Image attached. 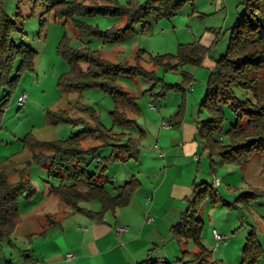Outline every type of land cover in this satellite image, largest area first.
Masks as SVG:
<instances>
[{
    "label": "rangeland",
    "instance_id": "obj_1",
    "mask_svg": "<svg viewBox=\"0 0 264 264\" xmlns=\"http://www.w3.org/2000/svg\"><path fill=\"white\" fill-rule=\"evenodd\" d=\"M33 1L0 0V11L7 13L20 28L13 33L14 41L17 44L24 42L38 52L34 69L24 71L12 89L0 128V146H3L0 150V161L6 157L9 159L5 162L15 159L16 163L12 164V170L15 168L19 170L23 167V162L19 161L30 158V153L26 149L16 152L21 145L23 146V139L29 132H32L38 139L52 140L67 138L82 130L80 123L49 124L46 119L47 109H66L72 114L90 119L88 112L73 107L72 104L78 102L92 107L106 127L113 128L114 131L121 129L120 126L114 125L111 115V111L117 103L102 89L88 88L83 91H68L60 87L59 77L71 69L70 63L58 52V46L63 38H66L73 47H90L113 62L133 64L136 62V52L139 49L146 51L142 64L148 69H154L156 78L150 79L138 75L121 76L119 80L126 90L137 96L136 100L140 108L136 111L128 109L130 116L137 119V123L130 130L126 128L125 131L130 132L133 137H142L140 145L146 149V144H153L157 139L154 130H158V123L163 120L161 114L169 115L170 109H173L169 104H182L184 100L188 101V96H191L190 108L194 110L192 112L196 114L200 111L211 72L209 66L191 64L178 70L166 71L161 67H153L150 56L176 53L178 41L187 43L191 39L189 43L196 42L200 39L201 32L208 29L212 32L219 31L217 33L219 41L217 45L212 46L211 51L213 57L219 58L226 53L230 43V25L247 6V0H188L177 10L176 14L160 18L153 13L143 21H136L133 24L134 30L125 37L106 41L98 35L82 34L70 21L56 20L49 13L43 14V7L41 5L33 7ZM109 1L118 6H125L128 2V0ZM109 1L86 0L85 2L107 4ZM220 1H223L222 8H220ZM147 2L148 0H137L138 4ZM20 9L23 14L21 12V15H18ZM229 9L233 13L234 20L226 26L222 22L225 20L226 14L229 13ZM81 20L98 26L102 31L113 29L125 22L121 16L98 13L81 17ZM193 28L194 33L197 34L196 38ZM81 65L84 69L88 66L86 63ZM183 69L192 75L190 83H185ZM165 83H185L186 90L169 88L165 96H168L170 103L167 102L168 104L165 105V96H159ZM190 86L194 87V90L190 89ZM233 88L235 94L240 98L253 96L251 91L243 89L239 85H234ZM8 91V86L0 85V100ZM257 91L260 96L264 97V72L260 76ZM23 93L28 96L24 105L18 102L19 95ZM149 103L155 104L158 109H151ZM224 112L223 125L227 130L235 122L236 117L228 103L224 105ZM201 115L202 119L209 118L210 113L206 107L201 108ZM164 117L166 116L164 115ZM165 120L169 121L172 127L176 126L170 117L169 120ZM151 125L153 126L152 133L149 132ZM140 129L145 130L147 135L145 136ZM82 141L85 146H93L99 142L97 138L89 135L84 136ZM197 141H200L198 136ZM146 150L155 152L150 148ZM111 152L110 146L102 147L99 151L101 156H108ZM156 152L162 155L159 149ZM201 153L203 154V165H200L198 170L199 163L194 162L193 164L197 176L195 183L208 184L214 176L220 179L217 186L209 185L210 189L217 194V200L213 202L207 198L201 205L199 216L204 223L201 241L212 251L213 259L222 262V264H240L250 232L254 231L257 238L261 242L264 241V193L258 197L243 199L244 196L249 195L248 192L256 191V188L264 190V151L255 154L245 167L223 163L218 155H215L213 157L215 161H212L209 153L203 150V145H201ZM115 156H119V158L109 160L107 172L101 177V181L105 182L111 191L115 190L114 186L122 185L126 180H129L130 177L126 175L127 173L133 174L130 172L132 165L135 168L134 159H130L131 161L127 163L129 160L124 159L127 158V155L116 152ZM92 160L90 157V172L95 170L97 159ZM28 172L38 187V193L32 198L27 195L19 198V222L15 231L0 244V264H50V258L55 253L63 249L65 251L72 249L79 242L80 234L77 231L83 232L79 226L86 224L83 222L86 220V214L77 211L71 213L72 209L55 194L48 195V202L42 200L43 204L33 207V202L44 193L46 181L56 182V180L37 165L28 168ZM134 176H137L135 172ZM183 177L187 178L186 174L183 173ZM10 178L16 180L17 173L12 172ZM174 180L182 181V175L170 174L166 183ZM204 186L200 185L199 189ZM173 202L172 200L168 201L156 212L149 210L150 214L148 215L160 220L163 237L156 240V244L151 241L149 246L145 245L143 239L138 242L135 250L139 262L148 256L153 258L159 256L165 259L159 260L160 264H182L179 258L183 257V250L197 249L193 240L180 243L173 235L171 228L180 221L183 212L187 210L188 200H185L183 204L174 202L175 205H173ZM80 206L95 211L102 209V204L98 200L83 201ZM148 207L150 208V205ZM47 212L53 217L56 215L54 218L59 222L50 225L46 218ZM124 216H128V214L123 207L107 210L104 213V217H107L105 223L113 227L116 220L123 221ZM214 230L225 238L219 240L215 236ZM119 244H121V240H119ZM119 246L123 249H116L114 255H117V260L112 258L113 264H139V262H135L123 244ZM73 252L78 254L77 251ZM258 264H264V255L261 256Z\"/></svg>",
    "mask_w": 264,
    "mask_h": 264
},
{
    "label": "trees",
    "instance_id": "obj_2",
    "mask_svg": "<svg viewBox=\"0 0 264 264\" xmlns=\"http://www.w3.org/2000/svg\"><path fill=\"white\" fill-rule=\"evenodd\" d=\"M86 0H34L33 7L41 5L43 14L49 13L55 19H61L74 24L82 34L98 35L104 40L121 39L130 34L136 21H143L151 14L172 16L188 0H148L146 4H138L137 0H128L125 6H118L109 1L107 4H89ZM243 13L239 14L230 27V43L226 53L215 59L211 68L208 88L201 107H206L209 118L198 123V136L203 149L209 153L212 161L215 155L223 163L236 164L245 167L252 157L264 151V97L257 91L260 76L264 72V0H247ZM121 16L125 22L113 29L102 31L98 26L85 23L81 17L93 14ZM21 15V10L18 11ZM17 22L4 11H0V85L8 86L9 91L0 100V128L2 127L9 95L16 86L20 76L26 70H33L38 54L28 44H17L13 33L19 30ZM218 37V36H217ZM196 41L181 43L176 53H164L150 56L153 67L167 70H178L187 64L201 66L207 55H211L212 46ZM58 52L66 59L71 69L59 77V85L65 90L83 91L88 88L102 89L117 103L111 111L115 126L132 127L136 119L131 117L126 108L138 110L137 96L126 90L119 82L121 76L142 75L150 79L156 78L155 70L148 69L142 61L145 60L143 49L135 55V63L113 62L90 47L76 48L63 38L58 46ZM86 63L87 68H82ZM185 83L191 82L192 75L183 69ZM185 83H165L159 96H165L169 88L185 91ZM234 85L252 92L249 98H240L235 94ZM156 94V93H155ZM229 104L235 114V122L224 129V105ZM74 108L88 112L90 119L72 114L66 109H47V122L52 125L60 122L80 123L82 130L67 138L41 140L29 132L23 139V148L30 153V158L23 162V167L12 170L13 161L0 163V244L16 229L19 214V198L27 195L36 196L37 187L31 179L28 168L33 165L42 167L56 182L47 180V193L33 202V207L40 204L45 196L55 194L73 212H81L92 219L102 221L107 210H115L129 204L139 180L132 176L122 185L109 190L101 177L106 174L109 160L119 158L116 152L127 155V158L137 159L140 153L142 137H133L123 129L114 131L106 127L99 114L90 106L75 102ZM186 101L182 102L179 111L172 115V121L179 123L185 112ZM89 135L99 140L98 144L85 146L83 137ZM225 137V138H224ZM110 146L112 152L101 156L102 147ZM90 157L95 161V170L89 171ZM126 158V157H125ZM212 165V164H211ZM16 172L18 178L11 180L10 175ZM200 185H205L199 189ZM210 182L194 185L192 195L188 198V208L183 212L178 223L171 231L180 243L193 240L196 250H183L184 255L179 260L182 264H222L213 259L212 251L202 243L201 234L204 223L200 218L202 203L210 198L217 200V194L210 189ZM248 196L258 197L264 190L256 188L248 192ZM98 200L102 204L99 211L81 207L83 201ZM56 216V215H55ZM54 216V217H55ZM53 215L47 214L50 225L59 222ZM264 255V241L261 242L254 231L247 237L243 258L240 264H258ZM164 259V258H163ZM160 258L148 256L139 264H160Z\"/></svg>",
    "mask_w": 264,
    "mask_h": 264
},
{
    "label": "crops",
    "instance_id": "obj_3",
    "mask_svg": "<svg viewBox=\"0 0 264 264\" xmlns=\"http://www.w3.org/2000/svg\"><path fill=\"white\" fill-rule=\"evenodd\" d=\"M222 2L220 8H222ZM230 11L231 10L229 9V13L226 14L225 20L222 22L223 25L227 26L230 21L233 22V13H231ZM231 26L232 25H230V27ZM218 32L219 31L215 30L212 32L206 29V31L204 30L201 32L200 39L198 41L207 46L213 44L217 45V42L219 41V36L217 34ZM193 34L196 38L197 34L194 33V28ZM181 43L184 42L178 41V44ZM215 59L216 58L212 55H207L205 56L202 65L213 68L215 66ZM192 90H194V87L192 88ZM187 100L188 101H186L185 112L180 122L176 123L170 118V120L175 123L176 126L172 127L171 125V127L165 128L162 127V121L165 119L169 120V117L179 111L181 105L179 103H175L173 105L169 104V106H171V108L173 109H170L169 115L163 113L161 114V116H163V120L158 123V130H154V133L157 134L156 141L153 144L148 143L146 144L147 146L145 145L146 149L150 148V150H153L155 152L157 149H159L162 152V155H159L157 152L155 153L146 150L140 145L139 156L137 159H134L135 168L132 165V169H130V172H132L133 174L127 173L126 175L131 178L132 176H134L135 172L137 175L136 178H138L140 183L138 188L135 190L129 204L123 207L124 209H126V213L128 214V216H124L123 221L119 219L116 220L115 225L111 227L105 223L107 222V217H104L102 221H99L90 217L87 218L88 216L86 215V220H83V222H86L85 226H79L80 229L83 230V232H81L80 230L77 231L80 234L79 242L75 246H73V248L71 247L72 249H68L67 251L63 249L60 252L55 253L50 258V264H113L112 260L114 258L115 260H117V255H114V253L116 249L121 248V246H119L121 244L124 245V248L126 247V250L130 253L132 258H134L135 262L138 263L139 257H137L138 254L135 250V246H137L138 242L143 239L145 245L149 246L151 244V241H154L153 243L156 244V240L158 241L159 238L163 237L162 229L160 227V220L154 217V220L152 222H148L147 217L151 216L148 215L150 214L149 210H154L156 212V210L158 211L161 209L162 205L171 200L182 204L185 202V200H188V198L193 193L194 183L196 182L197 178L194 169L195 166H193V164L194 162L199 163L198 170L200 165H203V154L201 153V145L203 144H201V141H197L198 123L202 120L201 108L200 111L196 113V116V114L192 112L194 111L193 108H190L191 96H188ZM167 102H169L168 96H165L164 104L167 105ZM150 104L151 103H149V105ZM150 108L154 110L158 109L156 105L155 108L151 107L150 105ZM138 110H140V108H138ZM125 111L128 112V108H126ZM128 114L130 115L129 112ZM164 115L166 117H164ZM132 127L119 128L125 131L126 128L130 130V128ZM140 130H142V133L145 136L147 135L145 134V130ZM152 131L153 126L151 125L149 132L152 133ZM127 133L130 135V132ZM2 148L3 146L1 145L0 150ZM24 150L25 149L21 145L16 152H22ZM28 158L19 162H24ZM8 159L9 157H6L5 159H2L0 163L5 162V160L7 161ZM124 159L129 160L127 162L129 163L131 161L130 159L133 158ZM14 160L12 161L16 162ZM183 173L186 174L187 178L183 177ZM170 174H181L183 180H174L172 182L166 183V180L168 176H170ZM45 185L46 186L44 194L47 193V184ZM149 198L150 200H148ZM47 199L48 195L45 196L43 201L48 202ZM174 202L173 205H175ZM41 204H43V202H41L39 205ZM148 205H150V208L148 207ZM72 212L73 211H71V213ZM48 213L49 212H47V214ZM118 225H129V229L125 230L122 233H119L116 229ZM118 239L121 240V244H119ZM73 251H77L78 254H75ZM68 253H73L74 256L72 258H68ZM158 258L163 260L162 257L158 256L157 259Z\"/></svg>",
    "mask_w": 264,
    "mask_h": 264
},
{
    "label": "built area",
    "instance_id": "obj_4",
    "mask_svg": "<svg viewBox=\"0 0 264 264\" xmlns=\"http://www.w3.org/2000/svg\"><path fill=\"white\" fill-rule=\"evenodd\" d=\"M190 89H192V86H190ZM26 100H27V94H26V93L21 94V95L19 96V98H18V102H19L20 104H24V103L26 102ZM150 105H151V107L155 108V105H154V104L151 103ZM162 127L169 128V127H171V124H170L169 121H167V120H163V121H162ZM219 183H220V179H219L218 177H216V176H214V177L211 179V181H210V185H211V186H217ZM148 200H150V198H149ZM147 220H148V222H152V221L154 220V217H153V216H148V217H147ZM116 229H117V231H118L119 233H122V232H124L125 230H128V229H129V225H118ZM214 233H215V236H216L219 240L225 238L223 235L219 234L216 230H214ZM73 256H74L73 253H68V254H67V257H68V258H72Z\"/></svg>",
    "mask_w": 264,
    "mask_h": 264
}]
</instances>
